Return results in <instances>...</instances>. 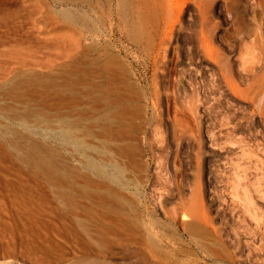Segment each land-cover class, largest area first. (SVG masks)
Masks as SVG:
<instances>
[{
	"label": "rangeland",
	"instance_id": "obj_1",
	"mask_svg": "<svg viewBox=\"0 0 264 264\" xmlns=\"http://www.w3.org/2000/svg\"><path fill=\"white\" fill-rule=\"evenodd\" d=\"M156 1L153 11L143 17L145 25L136 23L130 28L117 0H0V122L24 131L19 123L21 117L11 114L15 110L22 113L31 105L44 107L52 119L72 111L71 117L81 115V124L87 126L102 113L103 105L92 99L58 98L54 89L45 85H23L11 90V70L16 63L10 57L6 60L10 48L23 40L24 46L33 44L34 48L41 39L50 38L55 26L76 30L81 50L75 66L50 53L57 57L52 59V71L39 64L26 66L25 70L35 73L42 82L56 78L60 88L65 86L64 76L69 72L73 79H80L81 88L94 82L114 89L110 152L112 161L124 171L120 180H108L113 197L105 194L113 200L117 195L120 198L112 201V233L94 244L99 255L112 260V264H264V253L260 255L256 249V204L264 199L259 197V193L264 194V0ZM214 7L223 9L219 14ZM70 14L88 19L91 25L71 24ZM204 15L218 22V36L208 39L209 46L215 44L217 49L210 57L214 64L201 60L193 48ZM138 16L135 13L136 19ZM29 47L33 52L38 48L36 45L34 51ZM47 49L38 48L37 57L30 52V59L47 55ZM251 65L254 73L246 70ZM219 70L228 76V84L221 79ZM178 115L186 119L182 121ZM28 120L33 132L29 137L15 135L21 144L17 153H26L28 144L38 137L42 140L38 150L54 159L59 173L70 165L72 175L69 174L68 182L73 184L74 197L78 194L79 198L83 186L89 193L95 192L94 181L100 180L84 164L85 156L51 134V129L58 128L57 122L52 121L54 128L45 129L44 123L33 116ZM24 140H29L28 144ZM0 153V264H36L35 259L42 260L44 245L50 247L52 258L58 257L63 248L62 257L66 259L56 264L65 263L82 247L74 230L66 240L58 228L46 229L48 234H44L45 230L38 227H22L14 222L16 210L10 201L16 193H47L50 200L44 207H52V211L56 208L48 218L57 221L61 230L64 221L72 225L75 220L80 230L82 225L76 218L84 216V212L80 213L84 211L81 198L74 205L75 211L67 213L68 203L58 194L63 193L67 181L60 174L55 182L51 181L35 165L18 156L12 160L14 156L9 158L1 148ZM85 173L93 181L88 182ZM192 209L197 215L190 213ZM113 214L118 218L114 219ZM92 226L94 231L95 225ZM148 231L158 238L162 236L163 241L159 242L165 253H155V257L142 244V236H147ZM28 246L36 247L31 257L24 256ZM142 250L151 255V262L141 259Z\"/></svg>",
	"mask_w": 264,
	"mask_h": 264
},
{
	"label": "bare ground",
	"instance_id": "obj_2",
	"mask_svg": "<svg viewBox=\"0 0 264 264\" xmlns=\"http://www.w3.org/2000/svg\"><path fill=\"white\" fill-rule=\"evenodd\" d=\"M117 4L119 5L120 10L123 12L124 19H125L126 23L131 28L136 23H141L142 25H145L146 22H145V19L143 17L149 11H153V9L156 7L157 1L156 0H117ZM222 9L223 8H221V7H214L215 12L219 13V14L221 13ZM135 13H139V16L137 19L135 18ZM134 18H135V21H134ZM68 19L70 20V23L73 25L82 24V26H85V27H89L91 25V22L88 19L78 17L74 14H70L68 16ZM213 19H214L213 17H209L207 15H204L201 17V20H200V36L197 37V39H198V40H196L197 43L193 44V48L200 55V59L207 61L209 64H214L213 60L210 57L213 55V50L214 51L217 50L216 48L214 49V47H213L215 44L213 46L212 45L209 46V42H208V39L210 41H212V39H215L218 36L217 30H216L218 22L214 21ZM216 19H218V18H216ZM53 31L54 32L51 31L52 32L51 36H48V37H50L49 39L47 38L44 41H42L43 39H41L40 41H38V43H36L37 47L38 48H42V47L45 48L46 47V49L48 48L47 50L50 49L49 53L46 51L50 56L52 53H54V54H52L53 56L55 55V56H58L59 58H64L65 60H70L71 65L75 66L76 62H78V60H77L78 58H76V56L79 54V52L81 50V41H80V38H79L76 30H74V29L72 31L67 30V29L64 30V27L62 28V26H59V27L55 26V30H53ZM23 42H24V40L18 42V44H16V47H14L13 49L10 48V50L8 52L9 55L6 54V55H8L6 58L7 61L10 57L9 60L12 62L15 61L14 63H16V66H15L16 68L14 67L11 70V72H13L12 76L14 77V79L11 82V88H12L11 90L17 89L23 85H32L34 87H39L41 85H45L47 88L54 89V95L58 98L77 99L80 96H84L88 99H92V100L98 102V105H100V106L103 105V108H102L103 111L100 115L93 118L91 123H89L90 125L87 126V125L81 124V115L78 114L79 117L72 118L71 117L72 111L64 112L63 114L59 115L58 118L52 119L51 114H49V111L46 110L44 107L34 106V105L28 106L27 105L28 107L22 113L18 112V110H17V112H15L16 111L15 110L14 112L12 111L13 113L11 114L12 117H14V116L17 118L21 117L20 122L19 121L18 122L21 123L23 125V127L26 129L25 133H24L25 129H24V131H21L20 129H18V127H17V129H16V127H12L15 125H12V126L9 125V124H11L9 122H8L9 124H6L7 126H5L2 122H0V148L2 150V153L3 154H5V153L9 154L10 155L9 158H11V156H14V157H12V158H14L12 160H17L15 157L18 156L17 158H20L22 161H25L28 164L31 163V164L35 165V167H38V170L39 169L44 170V177H46L47 179H49L51 181L55 182L56 178L58 179V177L61 175L62 178L65 179V181H67V183L63 187V193H58V194H59V196L62 197L63 200L65 199L66 203H68L66 205V206H68V208L66 207V209H67L66 212L67 213L73 212V210L75 209L74 205L78 204L79 198H81L80 203H82V207H83L82 209H84V211H80V213L84 212V213H81L84 216L80 215L81 217L78 216L79 219L76 218V220H78V224L80 223L79 225H82V229L79 230L77 228V223L75 222V220L73 222V220L70 219V220H72L71 223H73V224L70 225L69 222L65 223V221H64L63 225H62L63 227L61 230L59 225L56 223L57 221H53L52 219L48 218V216L52 215V214L50 215V213L52 211V207H50V208L48 207L49 209L44 207V203H48L50 200L49 195L47 193L38 194V195H33L31 193H28V194L27 193H16L15 196H13V198L10 201V205L16 210V217H15L14 222L15 223L19 222L21 224L20 226L28 228V229H30L32 227H38L42 230H45L44 234H48L46 232V229L58 228L60 233L62 234V236H64V238L66 240H69L70 233L73 232L72 230H74V232H75L74 234L76 235V239H77V241H80V243L82 244V247H81V250L79 251V253L74 254L71 258H69L63 264H112V262H111L112 260L110 261L107 258L101 257L99 255V252L94 248V244L98 240L104 239L107 236H109L110 233H112V201H114V200L117 201L116 199H118L120 197H118L119 195H117V198H116V196H115L116 194H115L114 195L115 199L114 200L110 199V197L112 196V195L110 196V194H109V193H112V183L111 182H112V179H113V181H114V179L120 180V178L123 174V171H124L118 162L112 161V153L110 152L111 148H112V128H113L112 127L113 126L112 125V118L114 117V116H112V97L114 95L111 96V93L114 89L110 90L112 88L101 87L100 85H98L97 83H94V82H93V84L91 83V85L89 87L81 88L79 86L80 79H78V78L73 79L72 77H70V74H68L69 72L67 74H65V76H64V85H65L64 87H61V88L59 87L61 84L58 82L59 80H57L56 78L50 79V80L48 79L47 81L42 82V79H38L37 76L35 77V75H34L35 73L30 74V71H28V73H27L25 70L26 69L25 67L29 66L31 64H39L41 67L45 68L46 70L52 71V68H53V62L52 61L54 59H56L57 57L56 58H54L53 56L49 57V55L46 53L47 55H44V56H45V58L48 57L47 59H45V58L41 59L44 56H42L39 59L37 58V60H35L36 58L34 60L30 59V57H31L30 55H32V53L36 55L35 52L38 51V48H36V45H34V48H33V44H30L29 46L32 45L31 48H33L34 51H35V48L37 50L35 52H33V50L28 46L31 49L29 51L27 44H26V46H24L25 44L23 45ZM88 46H90V45H88ZM86 49H88V48H86ZM39 50H42V49H39ZM30 52H32V53L29 54ZM162 52L161 53L163 55H165L164 51H162ZM0 54H1V52H0ZM28 55H29V57H28ZM114 56L115 55H113V57ZM183 56H185V55H183ZM36 57H37V55H36ZM115 57H118L117 54ZM11 59H13V60H11ZM112 60L113 59H111L110 61L112 62ZM183 60H185V59H183ZM196 60H197V58H196ZM1 63L2 62H0V65H1L0 67L3 66V64H1ZM64 63L66 65L70 64V63L68 64L67 61H64ZM111 64L113 65V63H111ZM119 64L120 63H118L116 65V66H119L118 68L121 67V64L120 65ZM108 66H109V64H108ZM113 66H115V65H113ZM157 68H159V67H157ZM243 68H245V67H243ZM30 70H32V69H30ZM246 70H247V72L254 73L255 72L254 65L249 66V68H246ZM121 71H122V69H121ZM121 71L119 70L120 75H121ZM244 72H245V70H244ZM219 75L221 76V79H223V81H225V83H227V84L229 83L230 80H229L228 76L223 72V70H219ZM241 75H242V73H241ZM118 76L119 75H117L116 77H118ZM156 80H158V79L156 78ZM128 82H130V81H127V83ZM117 85H118V83H117ZM130 85H132V84H130ZM121 86L119 85V87H121ZM127 89H129V88H127ZM98 90H103V91L101 93H97ZM115 91H117V88ZM117 92H118V94H121V96H124V98H126L125 97L126 95L123 93V91H122V93H120L119 91H117ZM122 94H124V95H122ZM131 94H133V93H131ZM129 95H130V93H129ZM133 97H135V95ZM115 99H116V97H115ZM127 103H129V102H127ZM129 104H131V103H129ZM98 105H97V109L99 108ZM120 106H123V105H120ZM125 107L126 106H124V109H125ZM119 108L123 109V107H119ZM180 109L183 110V107L181 108V105H180ZM184 109H186V108H184ZM183 111L185 112V110H183ZM125 112H127V111H125ZM80 113H81V111H80ZM179 114L181 116L183 115L182 112ZM128 115H130V114H128ZM180 115H178L177 118L180 119L181 118ZM29 116H33L38 121L43 122L45 129H51L50 127L53 126L52 121L55 123L57 122L58 128L57 129H51L50 130L51 134L59 137L61 139V141L64 142L65 144L72 145L76 150H78L80 153H82L85 156L84 164L86 166H88L89 168H91L94 171V173L99 177V180H100V182H97L96 180L94 181V185L97 187L96 188L97 190L94 188L95 192L89 193L87 188L85 189V186H83L84 187V188L82 187L83 193H79L80 194L79 198H76V196L78 194L75 195V197H74L73 193H72V187H73L72 185L73 184L71 185V183H72L71 179L69 180L71 183L68 182L69 177L72 175L70 173V168H69L70 165L68 164L69 167L67 168L66 171L64 170L65 171L64 173H62V174L59 173L57 168L54 166V164H56L54 159H52L51 157L42 155L40 153V151L38 150L39 149L38 147H40V145L42 144V140L38 137L35 139L32 136L34 139L29 144L27 143L29 140L28 141L24 140L28 144L27 151L25 150L26 153H24L25 151L23 152L24 154L17 153V150H19V148H21V144L18 142V140H17L18 137L15 135L18 134L19 136L22 135L23 137H29L31 135V132H33V130L30 129L28 126L27 121H29L28 120ZM124 116H125V114H124ZM27 117H28V119H27ZM129 117H131V116H129ZM184 118L185 117L183 116V118H181L180 120L183 121ZM115 119H117V118H115ZM180 120H178V121L180 122ZM182 121L180 123H182ZM12 124H14V123H12ZM94 125H99L96 130L93 128ZM127 126H125V127H127ZM53 128H54V126H53ZM117 129H119V126ZM127 129H129V128L127 127ZM122 130H123V128H122ZM124 130H126V128ZM117 131H119V130H117ZM7 132H10V134H7ZM35 133H37V132H35ZM15 137H17V138H15ZM24 139H26V138H24ZM66 146H68V145H66ZM118 148H117V150H120ZM16 154H18V155H16ZM112 167H113V170H112ZM41 172H43V171H41ZM58 174H60V175H58ZM69 174H71V175H69ZM84 175H85V178L88 179V182H90V180L93 181V179L90 178L89 174L85 173ZM101 180H103V183H101ZM108 180H110L111 182ZM100 187H103V188H100ZM85 190H87L88 193H85V192H87ZM105 193L109 194L110 197L107 196ZM259 197L264 198V194L259 193ZM81 200H83V202H81ZM120 200H122V199H120ZM257 201L258 202L256 204V207H257L258 212L257 211L256 212H257L258 216L256 218L257 219L256 227H257V239L259 241V245H258V247H256V249H257V252H259V254L261 255L262 253H264V252H262V251H264V244L262 242L264 239V199L263 200H257ZM65 202H64V204H66ZM184 202H182V203L184 204ZM80 203H79V205H81ZM120 203H122V202H120ZM189 203H190V201H189ZM193 205H194V203H193ZM188 207H190V206H188ZM102 208H104V209L106 208V210H103ZM55 209L53 211H55ZM118 210H121V209H118ZM196 210L198 211L197 208L195 209V211ZM53 211H52V213H54ZM113 211H114V209H113ZM187 211H189V209H187ZM193 211L190 210V213L193 215H197V214H195V211H194V213H193ZM170 212H171V210H170ZM166 213H169V212H166ZM173 213H175V212H173ZM119 215L121 216V213ZM108 216H110L109 219L107 218ZM113 216H114V214H113ZM82 217H83V219H82ZM114 217H115L114 219L118 218L116 216H114ZM63 220H65V219H63ZM60 223H62V222L60 221ZM127 223H126V225H127ZM90 225L91 226L95 225L94 231L91 230ZM161 230H163V229H161ZM144 235L146 236V234H144ZM145 236H142L143 237L142 239L144 240V243H142V244H145L147 246V249L149 248L148 249L149 253L151 255H155V253L163 254V252L165 250L162 248V246H160L161 244L159 242L160 239L162 238V236H161V238L160 237L158 238L156 236V234L153 232L151 233V231H148V235L146 237ZM136 237L139 238L140 236L139 237L136 236ZM136 237H135V239H136ZM161 240L163 241V239H161ZM125 242H127V241H125ZM166 243H168V241H166ZM168 244L170 245V243H168ZM168 244H167V246H168ZM126 245H128V244H126ZM131 245H134V244L131 243ZM136 246H137V248H139V244H137ZM125 248L122 250L124 251ZM130 248L131 247H129L128 249H130ZM141 248H144V247H141ZM141 248H140V250H141ZM35 249H36V247H34V246L33 247L28 246L24 256L31 257L32 255L35 254ZM172 249L175 250V247H172ZM140 250H139V252H140ZM131 251H133L132 248H131ZM135 251H137V249ZM142 251H144V250H142ZM42 252H43L42 260L35 259L36 264H56V263H61L66 259V258L62 257L63 256L62 253H64L63 248L61 249L60 255L58 257H54V258L51 257L52 252L50 250V247H47L46 245H44L42 247ZM139 252H137V253L139 254ZM137 253L136 254L134 253V255H137ZM141 254H139V257H140V255L142 256L141 259L144 260L147 258L146 261L149 260V258H148L149 255L147 254V251L141 252ZM259 254H256V255L259 256ZM151 255L149 256L150 258H152ZM126 256H127V254H126ZM159 256L161 257L162 255L159 254ZM155 257H156V255H155ZM161 258H164V257H161ZM166 259H167V257H166ZM262 259L264 261V258H262ZM139 260H140V258H139ZM149 261L151 262V260H149ZM167 261H168V259H167ZM167 261H165V262H167ZM152 262H153V260H152ZM175 263H177V262H175ZM261 263H264V262H261ZM146 264H148V263H146ZM154 264H156V263L154 262ZM170 264H173V263L170 262Z\"/></svg>",
	"mask_w": 264,
	"mask_h": 264
}]
</instances>
